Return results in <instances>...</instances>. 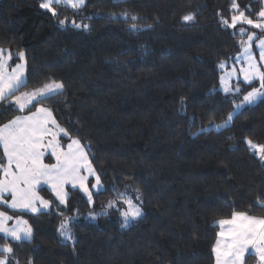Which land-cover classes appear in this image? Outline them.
Masks as SVG:
<instances>
[{"label":"trees","instance_id":"1","mask_svg":"<svg viewBox=\"0 0 264 264\" xmlns=\"http://www.w3.org/2000/svg\"><path fill=\"white\" fill-rule=\"evenodd\" d=\"M41 3L0 0V48L13 54L11 63L25 52L30 80L22 89L49 78L64 83V95L43 104L71 137L91 146L107 191L94 193L93 206L67 187L65 208L40 188L55 209L32 215L0 208L34 230L23 243L0 234V245L12 244L19 264H214L219 219L233 211L264 216L254 203L264 200V162L245 143L264 144V102L241 110L226 129L209 127L241 99L218 89L219 64L239 52L245 36L238 34L244 25L221 23L234 14L233 0H86L80 10L53 4L57 15ZM236 3L253 19L263 7L261 0ZM121 12L151 27L134 32L130 19L109 18ZM189 13L195 19L183 21ZM73 20L91 27L73 28ZM253 87L256 81L242 84V94ZM20 114L9 112L0 124ZM127 189H139L141 218L125 228L111 209L85 219ZM69 216H77L75 240L62 242L57 229Z\"/></svg>","mask_w":264,"mask_h":264},{"label":"snow or ice","instance_id":"2","mask_svg":"<svg viewBox=\"0 0 264 264\" xmlns=\"http://www.w3.org/2000/svg\"><path fill=\"white\" fill-rule=\"evenodd\" d=\"M261 3L264 4V0H261ZM53 4L80 10L86 7V0H43L40 7L52 15H57ZM231 9L238 14L232 15L230 22L221 18V23L226 28L236 29L238 25H248L259 30L260 34L256 31L249 33L243 26L238 29L239 35H247L246 40L239 41L241 52L233 58L237 63H242V66L239 69L233 66L230 71H226L220 77V83L226 95L242 98L239 102L235 99L231 101L233 109L223 123L210 125L217 131L228 128L241 110L264 102V7L256 13V19L239 10L236 0H233ZM120 17L133 21L128 27L134 32L151 27L136 23L139 17L129 16L127 12L109 14L110 19ZM194 19L195 16L191 13L182 17L185 22ZM59 23L65 25L67 21L62 19ZM71 26L83 30H89L91 27L87 23H77L75 20L71 21ZM254 45L258 50V59L253 51ZM5 52L6 50L0 49V118L13 111L21 114L0 124V147L3 149V157L0 158V208L32 215L49 212L52 201L39 194L38 189L42 184L49 186L59 206L67 207L68 193L65 191V185L82 192L86 203L94 206V193L99 195L107 191L102 174L92 162L95 154L91 153L89 144L71 137L70 133L57 122L53 109L43 104L44 101L64 95V83L49 78L40 86L21 92L20 89L25 88L30 80L26 74V54L24 51L16 53L15 56L20 63L10 66L13 54L9 51L6 55ZM225 67L224 62L219 64L220 69L223 70ZM257 80L259 87H253L251 91L242 94L240 83L251 86ZM180 102L181 105L184 104L183 97ZM61 135L70 140L66 148L60 142ZM245 143L264 162V144L254 143L251 139H246ZM46 154L54 157L56 162L45 164L43 158ZM133 192L136 193L135 199L127 190L117 192L114 199L102 205L98 212L90 211L85 219L94 221L97 216H108L111 209L118 211L123 218L124 223L121 227H127L130 222L143 216L139 189H133ZM8 196L10 199L6 198ZM254 203L264 208V200L257 198ZM56 214L63 216V212L60 211ZM76 220L77 216L61 220L57 231L62 242L75 240L70 224ZM216 224L221 228L213 246L216 264H246L247 256L250 255L256 256L257 264H264V216L233 211L230 218L219 219ZM33 231L29 220L23 216H13L7 211H0V234L4 239L16 243L31 242ZM14 251L10 243L0 245V253H3L0 255V264H19L14 258ZM29 264H32L31 260Z\"/></svg>","mask_w":264,"mask_h":264},{"label":"rangeland","instance_id":"3","mask_svg":"<svg viewBox=\"0 0 264 264\" xmlns=\"http://www.w3.org/2000/svg\"><path fill=\"white\" fill-rule=\"evenodd\" d=\"M42 2H43V0H42ZM263 7H264V4H263ZM234 14H238V13H234ZM233 14V15H234ZM256 19V18H255ZM229 21H231V18H230V20ZM243 27H245L246 29H247V31L249 32V33H251V32H253V31H256L258 34H260L259 33V30H257V29H253V28H251V26H248V25H244ZM246 40L247 39V35H245L243 38H241V40ZM0 49H2V48H0ZM253 51H254V53L257 55V59H258V50L256 49V47H255V45H254V48H253ZM241 52V47H240V49H239V52L237 53V54H235L234 56H232L229 60H227V61H224V63L226 64V67H225V69H220V71H221V73H220V76H219V86H218V89L222 92V93H224L223 91H222V85H221V83H220V77L221 76H223L224 74H225V72L226 71H230L231 70V68L233 67V66H235L237 69H239L241 66H242V63H237L233 58L235 57V56H237L239 53ZM5 54L7 55V51L5 52ZM10 63V66H14L16 63H20V61L19 60H16L15 62H13V63H11V61L9 62ZM241 80H242V77H241ZM257 83H258V87H259V82H258V80L256 81ZM233 84H235V77L233 78ZM242 84H244V83H240V87L242 88ZM29 90H31V89H20V91L21 92H24V91H29ZM248 91H251V89L250 90H248ZM247 91V92H248ZM246 92V93H247ZM245 93V94H246ZM17 95H19V93H17ZM241 98H242V96H241ZM239 102V101H238ZM34 111V110H33ZM24 114H27V113H24ZM221 123H223V121L222 122H220V123H211V124H221ZM210 124V125H211ZM210 127V126H209ZM211 128H213V129H215L214 127H211ZM60 142H61V144L66 148V146H67V144L70 142V140L69 139H67V140H65V141H63L62 139H60ZM1 156L3 157V152L1 151ZM43 162L45 163V164H54L56 161H55V158L54 157H51V155L50 154H46L45 156H44V158H43ZM94 182V181H93ZM67 187H71L70 185H65V191L67 192ZM40 188H45L46 190H48L50 193H51V195H52V197H53V199H54V203H57L58 204V201H56L55 200V198H54V194L51 192V190H50V188H49V186L48 185H45V184H42L41 186H40ZM39 188V189H40ZM39 189H38V191H39ZM127 193L129 194V195H132L133 196V198L135 199V195H136V193L135 192H133V189H127ZM39 194L41 195V196H43L45 199H48V198H46L40 191H39ZM6 198H8V199H10V196H8V197H6ZM49 200V199H48ZM51 201V200H50ZM140 203H141V201H139ZM54 203L52 202V207H51V209H55L56 207H55V205H54ZM1 211V210H0ZM230 218V217H229ZM12 222H10V224H11ZM124 223V221H123V218L121 217V225ZM130 224V223H129ZM128 224V225H129ZM123 228H125V227H123ZM221 231V228H220V226L218 225V231H217V234L219 233ZM2 235V234H1ZM61 238V237H60ZM62 239V238H61ZM217 239H218V235L216 236V239H215V241H214V243H213V246L215 245V243H216V241H217ZM251 256V258H255V262H254V264H256L257 263V258H256V256L255 255H250ZM213 257H214V262H215V264H216V260H215V254L213 253ZM247 258H249V256H247Z\"/></svg>","mask_w":264,"mask_h":264},{"label":"crops","instance_id":"4","mask_svg":"<svg viewBox=\"0 0 264 264\" xmlns=\"http://www.w3.org/2000/svg\"><path fill=\"white\" fill-rule=\"evenodd\" d=\"M61 137V136H60ZM0 149H1V151L3 152V149H2V147H0ZM214 264H215V262H214ZM257 264V263H256Z\"/></svg>","mask_w":264,"mask_h":264}]
</instances>
